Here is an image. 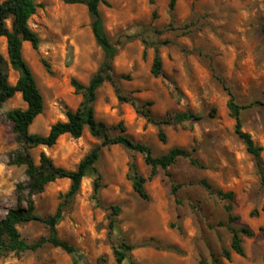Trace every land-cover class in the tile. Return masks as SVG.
I'll use <instances>...</instances> for the list:
<instances>
[{"label": "rangeland", "instance_id": "obj_1", "mask_svg": "<svg viewBox=\"0 0 264 264\" xmlns=\"http://www.w3.org/2000/svg\"><path fill=\"white\" fill-rule=\"evenodd\" d=\"M5 0H0V3ZM43 7L30 19V26L41 40L38 50L25 43L24 57L29 63L45 100V109L31 133L47 135L57 122L66 121V113L76 110L82 96L75 92L72 80L88 85L103 61L86 6L66 0H35ZM105 0L100 5L105 30L114 42H120L115 73L124 93L146 106L156 119L168 113L192 112L202 120L181 126H164L167 142L159 140V127L138 114L134 106L121 102L114 88L106 83L98 92L96 118L112 128L110 134H126L149 145L156 156L174 147L195 151L205 169L180 160L169 170H160L146 183L149 200L142 199L129 180V165L135 160L139 171L149 178L151 170L139 153L114 145L104 148L97 164L103 175L101 204L94 198V175L86 177L81 191L65 209L58 226L60 238L85 254L88 264H117L109 237L110 205H120L117 235L138 247L132 258L139 264H213L212 254L224 264H264V188L253 157L235 134V121L227 104L228 90L240 104L264 102V0ZM162 32L157 35L156 31ZM143 38L149 42L170 41L160 48L164 73L152 75L154 50L144 56ZM0 53L8 58L7 44L0 39ZM49 65V68H47ZM19 74L10 69V83ZM21 94L7 101L0 117V219L17 206V185L26 179L25 167L10 165L11 155L19 150L12 123L5 113L26 109ZM244 130L257 146L264 149V106L246 110ZM101 141L88 130L81 138L63 136L49 148L31 150L39 164L46 153L54 163L74 170ZM264 159V152H263ZM208 179L225 192H234L235 214L239 224L251 228L256 236L245 238L246 256L232 254V234L228 229L226 201L210 195L199 182ZM67 179L49 184L35 198L38 214L56 213L70 188ZM173 185H181L176 198ZM258 210L259 214L252 213ZM23 238L35 243L49 234L41 222L19 227ZM0 264H73L62 249L50 245L20 255L11 254Z\"/></svg>", "mask_w": 264, "mask_h": 264}, {"label": "trees", "instance_id": "obj_2", "mask_svg": "<svg viewBox=\"0 0 264 264\" xmlns=\"http://www.w3.org/2000/svg\"><path fill=\"white\" fill-rule=\"evenodd\" d=\"M154 3V0H150ZM177 0H171L170 9L174 10ZM68 4H81L87 7L90 18L91 28L97 45L103 50V61L98 71L89 81L88 85L72 80V86L75 92L82 96V101L76 110H70L66 113L67 120L55 123L47 135L33 134L30 129L36 119L42 115L45 109V100L38 87L34 73L24 57L25 43L31 44L33 49L38 50L41 43L39 35L32 30L30 19L35 15L42 4L35 0H5L0 3V39H6L8 58L0 53V117L4 104L13 98L17 93L21 94L26 109H14L5 113L7 121L12 123L13 133L19 150L11 155L10 165L16 167H25L26 179L19 183L16 188L17 206L8 210L6 216L0 219V260L11 254L20 255L29 251H38L47 245L62 249L72 259L73 264H88L85 254L80 252L75 246L60 238L58 226L63 220L65 209L70 205L75 197L81 191L83 180L94 175V198L98 204H101L100 192L104 188L103 175L98 170L97 164L101 158L104 148L114 145L124 147L130 152L139 153L143 156L145 164L150 168L149 178H145L139 171L135 160L129 165V180L139 196L144 200H149V194L146 189V183L155 179L159 171L162 170L168 177H171L170 169L180 160H188L189 163L200 170L205 169L204 164L195 156V151L183 147H174L162 156H156L153 149L142 142L135 141L126 134V128L120 124L121 134L112 136L110 130L104 123L96 118V102L98 92L109 83L113 88L118 99L123 103H129L136 109L137 113L146 120L159 127V140L162 143L167 142V135L163 129L164 126H181L187 128L186 123H193L203 119L201 115L192 112L168 113L163 119H156L146 106L153 105L147 102L141 105L132 96L124 93L120 79L127 77H118L115 73V60L120 53V42L114 43L105 30L103 17L100 12V5L105 0H66ZM162 34L160 31L155 32ZM145 46L144 56L149 49L154 50V59L152 65V75L160 78L164 73V64L161 57L160 48L170 44V41L149 42L143 38ZM49 68V65H47ZM10 69L19 74L16 84H11ZM230 99L227 107L230 116L235 121V134L243 142L248 154H250L256 164V170L260 177L261 186L264 188V159L262 147L257 146L252 136L244 130L243 113L257 105H263L264 102L256 101L250 104H240L236 97L228 90ZM101 141L100 145L93 148L74 170H67L57 166L53 159L46 153L40 154L39 164L33 158L32 149L40 146L53 147L63 136H71L75 139L81 138L85 131ZM67 179L70 181V188L64 195V201L60 203L55 214L43 217L37 212L35 198L44 193L47 186L57 180ZM199 184L210 194L220 200L226 201V212L229 217L228 229L232 234L231 248L223 251V257L228 261L232 260V254L245 257L246 250L244 246L245 238H254L255 232L239 224V217L235 214L236 194L232 191L225 192L217 188L208 179H202ZM181 185H173L172 193L177 198ZM111 217L109 221V237L112 243L113 254L117 264H139L132 258V252L138 247L128 243L123 237L117 235L118 218L121 215L120 205H110ZM255 210L252 214H259ZM261 212L264 213V207ZM41 222L48 227L49 234L35 243L27 242L19 227L30 223ZM264 236V228L261 229ZM213 264H224L222 258L212 254Z\"/></svg>", "mask_w": 264, "mask_h": 264}, {"label": "crops", "instance_id": "obj_3", "mask_svg": "<svg viewBox=\"0 0 264 264\" xmlns=\"http://www.w3.org/2000/svg\"><path fill=\"white\" fill-rule=\"evenodd\" d=\"M6 40V39H5Z\"/></svg>", "mask_w": 264, "mask_h": 264}]
</instances>
